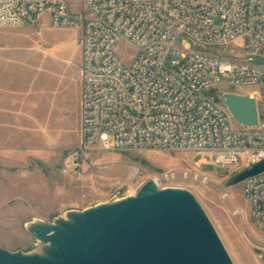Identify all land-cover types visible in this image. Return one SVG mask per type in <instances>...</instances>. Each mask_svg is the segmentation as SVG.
I'll return each mask as SVG.
<instances>
[{"label": "built area", "instance_id": "1", "mask_svg": "<svg viewBox=\"0 0 264 264\" xmlns=\"http://www.w3.org/2000/svg\"><path fill=\"white\" fill-rule=\"evenodd\" d=\"M82 4L77 14L68 0H0V26L33 25L47 16L54 28L81 30V140L64 157L61 175H81L91 154L129 150L203 157L192 170L156 175L160 189L180 187L173 177L209 183L205 164L239 174L264 162V66L253 64L264 63V0ZM123 42L136 50L129 64L118 54ZM225 93L256 99L257 126L236 122ZM243 192L253 226L264 233V171L247 178Z\"/></svg>", "mask_w": 264, "mask_h": 264}, {"label": "rangeland", "instance_id": "2", "mask_svg": "<svg viewBox=\"0 0 264 264\" xmlns=\"http://www.w3.org/2000/svg\"><path fill=\"white\" fill-rule=\"evenodd\" d=\"M68 2L73 12L82 13V0ZM80 36L79 28L52 27L47 16L33 25L0 26V141L9 156L0 157V248L9 252L43 253L29 223L54 224L71 211L134 196L156 175L192 170L203 159L186 150L103 152L88 156L81 175H61L77 133L72 99L82 83ZM135 53L120 44L125 63ZM253 64L264 66L257 59ZM135 168L139 172L131 176ZM202 170L210 173L209 183L178 178L174 184L196 197L234 264H264V233L252 224L243 183L231 185L238 173L211 164ZM224 188L230 197H223Z\"/></svg>", "mask_w": 264, "mask_h": 264}, {"label": "water", "instance_id": "3", "mask_svg": "<svg viewBox=\"0 0 264 264\" xmlns=\"http://www.w3.org/2000/svg\"><path fill=\"white\" fill-rule=\"evenodd\" d=\"M239 125L258 124L254 97L225 93ZM264 171V162L241 172L231 185ZM28 231L42 254L0 248V264H234L208 215L187 189L148 181L134 196L71 211L54 224L36 220Z\"/></svg>", "mask_w": 264, "mask_h": 264}, {"label": "crops", "instance_id": "4", "mask_svg": "<svg viewBox=\"0 0 264 264\" xmlns=\"http://www.w3.org/2000/svg\"><path fill=\"white\" fill-rule=\"evenodd\" d=\"M81 95H82V83H81V88L79 89V91L77 92V94H75L74 98L72 99V104L75 106V112H74V123H76L77 125V130H76V138L75 141L71 144L72 146H69V151L77 148L79 146L80 140H81V134H80V129H81ZM3 141H0V148H1V152H0V157L1 158H8V148L6 146V144L2 143ZM72 147V148H71Z\"/></svg>", "mask_w": 264, "mask_h": 264}, {"label": "bare ground", "instance_id": "5", "mask_svg": "<svg viewBox=\"0 0 264 264\" xmlns=\"http://www.w3.org/2000/svg\"><path fill=\"white\" fill-rule=\"evenodd\" d=\"M134 173H135V171H134ZM178 178H181L183 180H188V178H186V177H173V184L177 182Z\"/></svg>", "mask_w": 264, "mask_h": 264}]
</instances>
